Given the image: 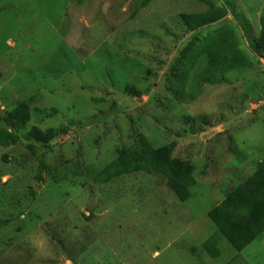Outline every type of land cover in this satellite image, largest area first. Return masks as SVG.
I'll return each instance as SVG.
<instances>
[{
  "label": "rangeland",
  "instance_id": "1",
  "mask_svg": "<svg viewBox=\"0 0 264 264\" xmlns=\"http://www.w3.org/2000/svg\"><path fill=\"white\" fill-rule=\"evenodd\" d=\"M143 1L0 0V114L31 110L18 144L0 146V264H264V234L241 253L223 237L219 258L202 249L208 213L264 161V0H214L228 17L196 33L180 15L205 5ZM226 26L251 65L191 99L203 57L182 97L185 48ZM32 128L67 132L43 147ZM143 139L194 165L189 201L162 175L100 181Z\"/></svg>",
  "mask_w": 264,
  "mask_h": 264
},
{
  "label": "trees",
  "instance_id": "2",
  "mask_svg": "<svg viewBox=\"0 0 264 264\" xmlns=\"http://www.w3.org/2000/svg\"><path fill=\"white\" fill-rule=\"evenodd\" d=\"M205 5L207 10L201 14H182V24L191 33H196L224 21L229 11L219 6L214 0H196ZM151 0H144L142 7H147ZM256 54L264 57V27L259 39L254 44ZM183 65L179 67L182 83L179 91L182 97L184 83L189 75L196 70L199 61L206 58L203 71L196 72L191 87V99L195 93L206 84H219L231 72L244 69L251 65L244 55L241 44L230 26H226L208 34L198 44L191 43L183 52ZM2 74L0 73V80ZM31 121L29 105L23 103L6 116L0 114V146L10 148L19 142L17 131L24 130ZM10 128L12 131L8 130ZM54 129L42 132L32 128L28 133V140L44 146L50 145L60 133ZM143 155L126 150L119 152V157L102 173L98 174L100 181L109 183L112 180L137 173L166 177L169 188L177 198L185 203L192 198L191 190L196 185L194 177L195 167L189 161L173 158V147L165 146L155 149L143 139ZM36 154L32 146L29 147ZM43 163V162H42ZM209 219L216 228V234L209 238L202 249L212 258L221 255L218 249L220 237L225 238L238 252L245 251L252 243L264 234V161L258 165L254 174L240 184L222 202L208 213ZM193 253L197 251L192 249Z\"/></svg>",
  "mask_w": 264,
  "mask_h": 264
}]
</instances>
